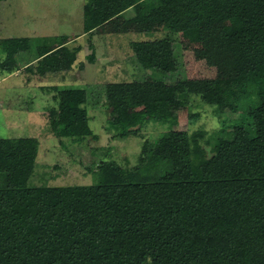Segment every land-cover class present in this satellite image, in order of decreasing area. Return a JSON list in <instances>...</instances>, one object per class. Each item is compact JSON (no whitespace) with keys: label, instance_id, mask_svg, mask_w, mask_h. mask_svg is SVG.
<instances>
[{"label":"trees","instance_id":"16d2710c","mask_svg":"<svg viewBox=\"0 0 264 264\" xmlns=\"http://www.w3.org/2000/svg\"><path fill=\"white\" fill-rule=\"evenodd\" d=\"M143 1L85 0L84 33ZM222 21L228 23L222 43L235 76L187 82L189 96L227 101L231 113L219 117L217 129L161 137L155 149L142 146L130 167L103 162L105 183L68 186H28L38 139L0 138L6 183L0 188V264H264V0L186 1L177 28L186 32ZM130 46L143 69H180L171 37ZM30 48L27 37L0 41V72L18 70L12 57ZM80 49L59 46L25 63L24 71H67ZM125 87H103L119 137L134 133ZM167 87L166 81H142L139 93L160 99ZM52 89L56 106L45 116V132L83 141L89 134L85 90Z\"/></svg>","mask_w":264,"mask_h":264},{"label":"rangeland","instance_id":"374dc122","mask_svg":"<svg viewBox=\"0 0 264 264\" xmlns=\"http://www.w3.org/2000/svg\"><path fill=\"white\" fill-rule=\"evenodd\" d=\"M84 1L0 0V41L27 37L33 45L29 51L12 57L18 70L10 76L0 72V138L35 137L39 141L28 186L105 183L106 171L100 167L103 162L115 160L130 167L142 146L155 149L161 137L185 138L199 129L213 131L220 125L219 117L225 119L231 113L224 108L227 101H204L187 92L189 80L235 76L231 55L222 43V31L228 23L222 21L186 32L177 28L183 2L219 0H144L154 5L148 16L142 12L147 3L143 1L124 12V20L117 18L91 35H80L66 43L65 36L72 38L82 32ZM57 36V41H64L69 48L81 47L71 69L46 76L25 72L23 65L32 61L35 48L40 49L38 44H55ZM163 37L173 39L180 69L179 64L169 74L143 69L134 58L130 43ZM90 44L95 53L93 62L87 59ZM51 48H41L37 55ZM153 80L167 82L166 94L160 99L142 98L140 82ZM108 82H124L126 86L127 118L134 133L125 137L116 135L118 117L105 101L103 87ZM53 86L85 90L87 100L83 106L89 134L83 141L55 138L45 132V116L56 106ZM5 185V176L0 173V188Z\"/></svg>","mask_w":264,"mask_h":264},{"label":"crops","instance_id":"0c3cea01","mask_svg":"<svg viewBox=\"0 0 264 264\" xmlns=\"http://www.w3.org/2000/svg\"><path fill=\"white\" fill-rule=\"evenodd\" d=\"M139 3H141V2H139ZM139 3H137V4H139ZM137 4H135V5H137ZM133 7H134V6H133ZM133 7L127 9L125 12H127L128 10H132ZM145 10H148V9H143L142 12L145 13L144 15H147V16H148V13H149V12H146ZM82 11H83V6H82ZM146 13H147V14H146ZM123 14H124V13H123ZM117 18H118V19H123L122 16L114 17V18L110 19L109 21L105 22L104 24L100 25V26L97 27L96 29H94L92 32L95 33L98 29L103 28V27H104L105 25H107L109 22L114 21V20H116ZM123 20H124V19H123ZM125 21H129V20H128V19H125ZM82 23H83V21H82ZM94 31H95V32H94ZM80 35H82L83 37H84L85 35H88L87 33H84L83 27H82V32H81L79 35H73L72 38L69 37V36H65V38L68 39V41H66V43L69 42L70 39H71V41L73 42V41H74L76 38H78V36H80ZM59 38H60V37H58V36L56 37V43H55V44H52L51 42H50V43H44L43 41H42L40 44H38L39 47H40V49H39V48H35V49L37 50V53H38L39 51H41V48H44V47H46V46H48V47H53V48H51V50H49V51L42 52V55H37V53H36V55L32 58V61H33V62L36 61L37 59L41 58L43 55L47 54L48 52L52 51L53 49H55V48H57V47H59V46H62V45L67 46V45L64 43V41H63L62 43H59V41H57V40H59ZM88 41H89V40H88ZM138 41H142V40H138ZM60 42H61V41H60ZM90 43H91V42H90ZM47 44H48V45H47ZM32 46H33V45H31V47H32ZM34 46H35V45H34ZM76 46H78V45L73 46V48L76 47ZM67 47H69V46H67ZM30 49H31V48H30ZM13 72H14V71H13ZM13 72H12V73H9V74L7 73V74L10 76L11 74H13ZM3 77H5V76H3Z\"/></svg>","mask_w":264,"mask_h":264}]
</instances>
